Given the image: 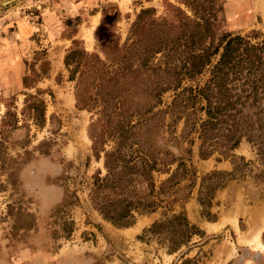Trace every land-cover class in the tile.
<instances>
[{"label": "rangeland", "instance_id": "374dc122", "mask_svg": "<svg viewBox=\"0 0 264 264\" xmlns=\"http://www.w3.org/2000/svg\"><path fill=\"white\" fill-rule=\"evenodd\" d=\"M124 1L0 0V264H264V101L204 134L199 94L223 36L264 40V0ZM130 124L159 171L129 194L177 185L122 227L92 198Z\"/></svg>", "mask_w": 264, "mask_h": 264}, {"label": "trees", "instance_id": "16d2710c", "mask_svg": "<svg viewBox=\"0 0 264 264\" xmlns=\"http://www.w3.org/2000/svg\"><path fill=\"white\" fill-rule=\"evenodd\" d=\"M223 40H225L223 51L212 69L211 79L202 90H199V94L204 95L207 101V119L201 129L204 134L209 133L216 125L229 122L230 117L234 118L229 125L233 130L229 128L225 130L234 133L237 131L238 123L244 119L242 117L244 107H258L259 111L263 110L260 104L264 101V40L252 43L247 37L230 34L223 36L221 41ZM207 56L202 54L197 57V62L191 63L190 75H199L204 71L209 64L206 61ZM213 104L214 107H212ZM237 115L240 117L235 119ZM134 129L135 126L130 124L113 130L120 136L121 141L112 152L106 153V176L97 178L94 182L93 192L105 191V196L99 200V203L92 198L95 208L105 219L122 227L130 226L136 213L153 211L161 203L160 200L156 201L151 196H164L168 194L167 190L177 185L176 183L166 187L167 182H162L159 190L155 191L154 182L151 181L148 184L150 194L143 200H135L129 194L128 189L133 177L144 175L152 180V173L159 171L157 157L142 147L137 146L134 149L131 146L128 153L124 154L123 142ZM237 142L236 140L234 144ZM94 151H96L95 148ZM179 165L183 166V163L180 162L178 167ZM171 173L175 175L176 172L173 174L171 171ZM173 192L175 194V191ZM176 200L178 198L172 201Z\"/></svg>", "mask_w": 264, "mask_h": 264}, {"label": "crops", "instance_id": "0c3cea01", "mask_svg": "<svg viewBox=\"0 0 264 264\" xmlns=\"http://www.w3.org/2000/svg\"><path fill=\"white\" fill-rule=\"evenodd\" d=\"M123 2H125V1L123 0ZM35 28H37V27L36 26L35 27L34 26H31V25H28V24H24L22 26V28H20L19 33L17 32V36L19 34L20 38L23 39V40L26 39V38H28L29 36H32L31 39H34V36L37 35V33L35 32L37 30H35ZM15 32H16V30H15ZM12 35H14V34H12ZM12 35H10V39L13 41L14 37ZM51 41H54V40L51 39ZM14 64H15V66H17V67H15L17 71L16 72L15 71L14 72H11V74H12L11 76H13V75H15L17 73L19 75L20 70H21L19 68L20 66H19V63L18 62H14Z\"/></svg>", "mask_w": 264, "mask_h": 264}]
</instances>
